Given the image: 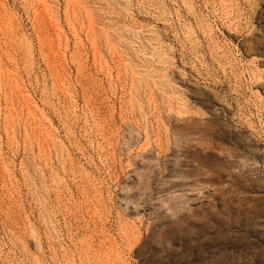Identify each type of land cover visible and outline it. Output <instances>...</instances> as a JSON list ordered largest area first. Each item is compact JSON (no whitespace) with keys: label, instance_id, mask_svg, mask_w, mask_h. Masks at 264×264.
Wrapping results in <instances>:
<instances>
[{"label":"rangeland","instance_id":"obj_1","mask_svg":"<svg viewBox=\"0 0 264 264\" xmlns=\"http://www.w3.org/2000/svg\"><path fill=\"white\" fill-rule=\"evenodd\" d=\"M0 264H264V0H0Z\"/></svg>","mask_w":264,"mask_h":264}]
</instances>
